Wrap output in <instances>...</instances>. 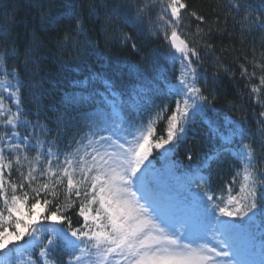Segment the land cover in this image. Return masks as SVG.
<instances>
[{"label": "trees", "instance_id": "trees-1", "mask_svg": "<svg viewBox=\"0 0 264 264\" xmlns=\"http://www.w3.org/2000/svg\"><path fill=\"white\" fill-rule=\"evenodd\" d=\"M184 2L188 8L178 31L199 53V60L192 58L193 67L196 84L208 97V122L187 127L174 157L189 170L203 168L211 191H239L241 142L251 145L256 167L264 169V87L258 94L251 92L264 75V27L259 26L264 21V0ZM142 4L143 0H0V59L18 73L22 118L31 122L30 132L32 125H38L37 131L43 126L49 134L41 139L75 149L81 134L75 125H83L89 114L108 113L115 107L139 128L162 113L164 119L155 127L156 135H164L174 99L168 84L176 82L179 65L170 61L172 48L147 18L135 25L126 21ZM125 34L131 39L125 40ZM13 49L15 55H8ZM103 77L106 101L88 88ZM79 91L81 99H65ZM237 127L243 136H236L225 150L224 136L231 137ZM257 208L264 222V203ZM65 216L73 227L83 222L78 205ZM53 256L58 264L68 259L61 251Z\"/></svg>", "mask_w": 264, "mask_h": 264}, {"label": "snow or ice", "instance_id": "snow-or-ice-1", "mask_svg": "<svg viewBox=\"0 0 264 264\" xmlns=\"http://www.w3.org/2000/svg\"><path fill=\"white\" fill-rule=\"evenodd\" d=\"M187 8L184 0H143L135 17L126 18L133 25L147 18L155 33L162 34L174 49L170 61L180 65L179 86L174 90L179 99L167 117L166 138L161 135L153 140L156 122L164 119L162 113L146 127L128 131L113 107L108 113H94V130L86 143L77 142L68 153L53 151L55 142L41 139L49 134L43 126L37 131L38 125H32L33 131L25 135L18 131L31 124L22 119V85L15 68L9 70L0 59V264H54L52 254L57 251L68 257L65 264H241L228 239L213 233L214 244L185 242V232L170 220L154 216L155 209L141 203L142 197L137 195L136 186L143 181L152 149L176 140L190 112L207 120L208 97L196 84L192 59L199 60V53L178 31ZM190 15L203 21L195 12ZM259 26L264 27V21ZM124 39L131 36L125 34ZM8 55H15V49ZM242 74L248 75L247 69H242ZM262 87L264 75L251 92L259 93ZM4 92L12 98L15 110L5 104ZM238 135L243 132L237 127L231 137L224 136L225 150ZM241 147L240 194L214 207L221 216L243 220L264 203V196L258 199V193H264V169L256 167L251 145L241 142ZM207 198L213 200L212 195ZM77 204L83 222L73 227L64 212ZM45 222L66 227L49 228ZM219 223L224 227L222 236L233 227ZM26 236L27 247L18 243Z\"/></svg>", "mask_w": 264, "mask_h": 264}, {"label": "rangeland", "instance_id": "rangeland-1", "mask_svg": "<svg viewBox=\"0 0 264 264\" xmlns=\"http://www.w3.org/2000/svg\"><path fill=\"white\" fill-rule=\"evenodd\" d=\"M178 76L179 73L173 77L176 78V82L174 81L168 84V89L174 94L173 104L167 113L168 115L174 112L175 101L179 99L174 93L175 88L179 86ZM13 83L15 82L13 81ZM83 85H86L85 82ZM105 85H107V82L105 81V77H103L101 80L97 81L96 85L88 88L91 92L100 93L99 90ZM3 95L6 97L5 104L13 106V110H15L14 105H12V98L8 96L6 92H4ZM82 95V91H79L74 96H65V99L67 101L79 100ZM84 97L87 99L89 95H85ZM258 98L257 95L256 99L258 100ZM119 112L121 119L124 121V127H126L128 131H134L139 128L135 121L130 123L128 119L123 118L124 113L122 111ZM199 117V114L192 115L190 112L187 122L183 124L184 131L178 135L176 140L165 145L164 148L152 149V153L145 165L147 171L144 174L143 181L136 186L138 189L137 195L142 197L141 203L147 202V205L155 209L152 213L154 216L159 215L164 219L170 220L175 225L176 229L185 232V237H183L185 242H192L193 245L199 243L214 244L215 241L211 238L214 233L219 239H228L229 244L232 245L235 259L239 260L241 264H264V222H262V218L257 216L258 210L256 209L254 214L250 213L249 216L245 217L243 220L221 216L214 205L221 204V206H223V204H227L229 196H238L240 193H236L233 190L226 194L217 195L213 192H209L204 188L206 183V176L204 173H201L198 169V171L194 172L188 170L174 157L177 142L179 140H185L188 125L192 124ZM63 119L66 121L65 117ZM94 121L95 116L91 115L84 119L83 125H75L76 130L78 129V131H81L78 142H87L88 135L94 130L92 127ZM29 129V126L19 127L18 131L21 135H25L30 133V131H28ZM75 134H78V132H75ZM158 136L161 135L154 136L153 140ZM163 136L166 138V128ZM74 137L71 138V140H73ZM129 139H131V137H129ZM73 150L74 148H72L71 145H63L62 142H60V145L53 148V151L60 153H68ZM153 154L156 155L158 160L152 157ZM242 162L244 161L242 160ZM15 176L16 174L14 172L13 177L15 178ZM208 195H212L213 200H208ZM262 196H264V193H258V198ZM181 200L184 201L182 205L180 204ZM67 211L64 212V215ZM220 221L233 226L229 232L223 236L221 233L224 231V227L219 223ZM45 223L49 228L65 227L58 223ZM48 235L49 233L46 232L45 236ZM27 240L28 237L26 236L24 240L18 243L25 244L27 247L25 243ZM13 246L14 245H10V247ZM35 253H33V255H35ZM27 255L28 254L25 253V259Z\"/></svg>", "mask_w": 264, "mask_h": 264}, {"label": "water", "instance_id": "water-1", "mask_svg": "<svg viewBox=\"0 0 264 264\" xmlns=\"http://www.w3.org/2000/svg\"><path fill=\"white\" fill-rule=\"evenodd\" d=\"M173 51H174V49H173Z\"/></svg>", "mask_w": 264, "mask_h": 264}]
</instances>
